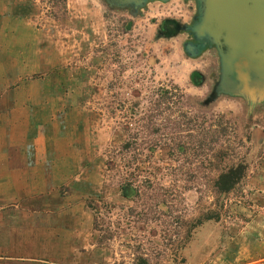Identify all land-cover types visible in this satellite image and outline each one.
Segmentation results:
<instances>
[{"label":"rangeland","instance_id":"rangeland-1","mask_svg":"<svg viewBox=\"0 0 264 264\" xmlns=\"http://www.w3.org/2000/svg\"><path fill=\"white\" fill-rule=\"evenodd\" d=\"M138 2L0 0V264H264V98Z\"/></svg>","mask_w":264,"mask_h":264},{"label":"water","instance_id":"water-1","mask_svg":"<svg viewBox=\"0 0 264 264\" xmlns=\"http://www.w3.org/2000/svg\"><path fill=\"white\" fill-rule=\"evenodd\" d=\"M149 1L169 0H142L138 7ZM187 1L197 8L192 25L184 28L193 38L188 53L198 57L215 49L233 80L230 95L264 98V0Z\"/></svg>","mask_w":264,"mask_h":264},{"label":"trees","instance_id":"trees-1","mask_svg":"<svg viewBox=\"0 0 264 264\" xmlns=\"http://www.w3.org/2000/svg\"><path fill=\"white\" fill-rule=\"evenodd\" d=\"M245 174L246 167L244 165L232 167L230 169H227L226 172H222L216 182L217 193H230L235 188V186L243 180Z\"/></svg>","mask_w":264,"mask_h":264}]
</instances>
